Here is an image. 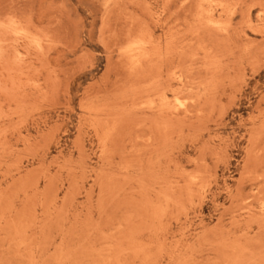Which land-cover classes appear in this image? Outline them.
<instances>
[{
    "label": "rangeland",
    "instance_id": "rangeland-1",
    "mask_svg": "<svg viewBox=\"0 0 264 264\" xmlns=\"http://www.w3.org/2000/svg\"><path fill=\"white\" fill-rule=\"evenodd\" d=\"M0 264H264V0H0Z\"/></svg>",
    "mask_w": 264,
    "mask_h": 264
},
{
    "label": "bare ground",
    "instance_id": "bare-ground-1",
    "mask_svg": "<svg viewBox=\"0 0 264 264\" xmlns=\"http://www.w3.org/2000/svg\"><path fill=\"white\" fill-rule=\"evenodd\" d=\"M182 103V102H181Z\"/></svg>",
    "mask_w": 264,
    "mask_h": 264
}]
</instances>
